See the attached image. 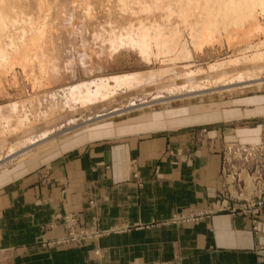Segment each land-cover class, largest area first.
Segmentation results:
<instances>
[{
  "label": "crops",
  "instance_id": "1",
  "mask_svg": "<svg viewBox=\"0 0 264 264\" xmlns=\"http://www.w3.org/2000/svg\"><path fill=\"white\" fill-rule=\"evenodd\" d=\"M236 101L72 132L1 172L0 264H264V216L192 215L227 202L221 142H264V93ZM65 211L100 223L62 243L66 224L46 222Z\"/></svg>",
  "mask_w": 264,
  "mask_h": 264
},
{
  "label": "bare ground",
  "instance_id": "2",
  "mask_svg": "<svg viewBox=\"0 0 264 264\" xmlns=\"http://www.w3.org/2000/svg\"><path fill=\"white\" fill-rule=\"evenodd\" d=\"M258 13L264 18V0H0V84L2 77L14 67L21 68L25 77L32 80V87L37 81L35 71L40 78L60 83L63 79L55 80L59 76L53 72L54 66L60 69L68 58L83 63L97 50L104 52V49H137L146 59L162 53L187 59V47L181 42V36L188 30L195 49L214 36L223 37L229 46L246 44L253 49L251 54L210 64L208 73L198 70L196 74L200 78L207 79L211 73L214 82H224L222 86L259 87L264 83V76H259L264 68V31ZM256 37L258 41L252 45ZM217 40L220 43V39ZM74 55L76 57L72 58ZM138 79V73L92 79L34 94L26 101L9 103L5 108L13 112L25 105L31 109L38 106L41 113L31 120L26 119L25 127H29L33 123L52 121L55 114H61L73 101L82 106L91 98H108L117 88L130 87ZM92 87L94 90L90 91ZM205 88L197 87L192 91ZM132 108L126 110L129 112ZM1 116L0 112L2 120ZM16 121L19 126L24 123L21 117ZM55 135L53 126L45 129L44 136L32 138L30 146L17 156L52 141Z\"/></svg>",
  "mask_w": 264,
  "mask_h": 264
},
{
  "label": "rangeland",
  "instance_id": "3",
  "mask_svg": "<svg viewBox=\"0 0 264 264\" xmlns=\"http://www.w3.org/2000/svg\"><path fill=\"white\" fill-rule=\"evenodd\" d=\"M257 18L264 31L263 15L258 13ZM181 37V42L184 44V47H187V59H183V57L176 58L174 55L167 56L163 53L157 56L154 48L153 52L156 56L152 55L149 59L144 58L137 49L132 48H121L117 51L104 49V52L103 50H97L95 54L89 56L83 63L75 59H73L72 62L71 60L69 61L68 58L66 64L63 66L60 65V69L58 66H54L53 72L59 76L55 80L63 79L60 83H55L54 80H52V82L46 78H40L38 72L35 71L37 81L34 87H32V80L25 77L21 68L14 67L9 74L2 77L0 84V112L2 114V120L0 119V173L32 157V155H37L39 151L51 148L55 144L57 145V143L67 138L72 132L91 128L96 125H103L104 123H112L119 126L139 120L141 121L142 119L149 118L154 112L169 108H179L183 106L199 107L201 105L213 103L226 106L228 103H231L229 102L231 100L236 101L237 99L240 100L249 95L264 93V83L259 87L247 86L248 88H242L239 85L222 86L224 82L220 80L214 82L213 78H211V73L208 74L207 79L200 78V75L196 74L202 70L208 73L210 64L226 61L227 59L235 58L239 55L251 54L253 49H249L246 44H233L229 46L223 37L214 36L210 38V40L204 41L203 43L205 44H202L201 48L195 49L191 45L188 30H184ZM217 39H220V43ZM257 41L258 39L256 37L252 39L251 44L253 45L257 43ZM75 57V55L72 56V58ZM124 73H138L139 79L130 87L122 86L117 88L113 94H109L110 96H108V98L104 96L97 97V99L94 98V100L91 98L93 101L89 100L82 106L80 102L74 103L73 98H70V102H73L69 103V105L62 110L61 114H55V119L46 123L37 125L33 123L31 126L25 127L27 118L31 120L41 113L42 110H39L38 106L31 109L29 106L25 105V108H20V110H14L13 112H8V108H5L9 103L26 101L34 94H43L64 86L81 84L92 79L107 78L112 75ZM259 76H264V68L261 73H259ZM47 82H49V84H47ZM196 86L207 87V89L205 88L202 91L193 92L192 90H195L197 88ZM92 90H94L93 87L90 88V91ZM58 98L61 100L60 97ZM138 104L142 105L136 108L135 106ZM128 107H133V110L131 109L128 112L126 110ZM118 109L123 111L115 113L114 111ZM19 117H21L24 122H21L20 126L16 121ZM248 121L249 122L244 124V126H248L253 130L258 121H256V119ZM234 125L242 126L241 123H234ZM51 126H53V132L56 134L52 141L38 144L32 150H29L19 157L17 156L20 154L18 152L21 150L25 151L24 149L30 146L32 138H41V136H44L45 129ZM201 132L202 129L200 128L194 131V133H198L195 135L196 141H199V133ZM227 144L264 146V142L222 141L220 144L221 174L225 178V183L222 185L219 196L222 201H227L229 203L220 204L218 207L229 206L238 209L245 203V199L242 198L255 194L257 189L254 188L260 183L255 185L253 182L254 176L252 172L255 173V169H250L247 175L244 172H240L241 168L239 169V165H237L239 163L231 159L229 161L232 162L225 161L224 149ZM261 179L264 185V172L261 174ZM210 209L211 208L198 211H208ZM226 211L230 212L228 210L220 212ZM109 214L112 216L113 208L110 209ZM184 220L183 218L177 217L174 221L182 222ZM111 221L105 222V220H102V223H110ZM46 223L66 224L68 232L66 236L61 239V242L65 243L69 242V233L79 234L80 231H82H75L71 228L69 231V225H72V223L100 222L93 218L87 221L81 212L65 211L60 217ZM80 239L81 238H75L73 241Z\"/></svg>",
  "mask_w": 264,
  "mask_h": 264
},
{
  "label": "built area",
  "instance_id": "4",
  "mask_svg": "<svg viewBox=\"0 0 264 264\" xmlns=\"http://www.w3.org/2000/svg\"><path fill=\"white\" fill-rule=\"evenodd\" d=\"M224 151L226 158L225 161L232 162L229 161L231 159L239 163L237 165H239V169L241 168L240 172H244L248 175L250 169L256 170L255 173L252 172V175L254 176V184L257 185V183H260L254 188L257 189L256 193L250 195L249 197L242 198L245 199V203L238 209L229 206H220L211 208L208 211H195L192 212V215L193 217H200L228 210L232 213H240L249 216L252 219V222L256 223L259 216H264V185L261 179V174L264 172V146L227 144ZM89 236V233L83 230L80 231L79 234L69 233V241H73L75 238H84Z\"/></svg>",
  "mask_w": 264,
  "mask_h": 264
}]
</instances>
